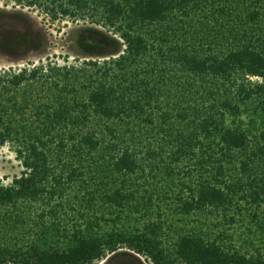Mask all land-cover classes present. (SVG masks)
<instances>
[{"label": "trees", "instance_id": "obj_1", "mask_svg": "<svg viewBox=\"0 0 264 264\" xmlns=\"http://www.w3.org/2000/svg\"><path fill=\"white\" fill-rule=\"evenodd\" d=\"M10 1L105 60L0 74V264H264V0Z\"/></svg>", "mask_w": 264, "mask_h": 264}, {"label": "rangeland", "instance_id": "obj_2", "mask_svg": "<svg viewBox=\"0 0 264 264\" xmlns=\"http://www.w3.org/2000/svg\"><path fill=\"white\" fill-rule=\"evenodd\" d=\"M86 29L102 31L106 29L90 24L86 19L71 20L50 19L37 8H28L14 4L10 0L0 1V74L16 75L21 70H31L34 67L45 66L48 63L58 66H73L87 68L83 63L89 61L102 65L105 59L86 56L79 48L80 34ZM111 33H108L110 36ZM251 81H260L250 78ZM23 168L16 159L13 148L6 144L0 148V182L4 186L10 185L14 177L20 176ZM164 219L168 223L178 225L184 229L183 222H174L176 214L165 212ZM192 219V218H191ZM215 223V219H212ZM193 224V223H192ZM189 224V227L192 225ZM241 230H237L239 234ZM96 262L95 264H149L143 258L132 253ZM137 259V261H136Z\"/></svg>", "mask_w": 264, "mask_h": 264}]
</instances>
